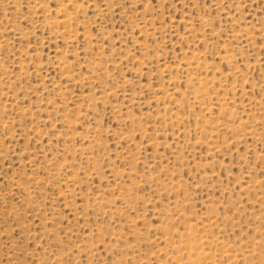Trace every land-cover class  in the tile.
<instances>
[{"label":"rangeland","instance_id":"rangeland-1","mask_svg":"<svg viewBox=\"0 0 264 264\" xmlns=\"http://www.w3.org/2000/svg\"><path fill=\"white\" fill-rule=\"evenodd\" d=\"M0 264H264V0H0Z\"/></svg>","mask_w":264,"mask_h":264}]
</instances>
